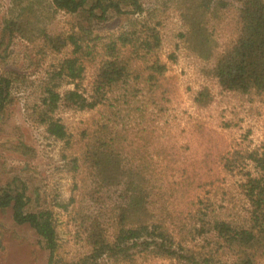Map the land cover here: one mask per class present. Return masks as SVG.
Here are the masks:
<instances>
[{"label": "trees", "instance_id": "obj_1", "mask_svg": "<svg viewBox=\"0 0 264 264\" xmlns=\"http://www.w3.org/2000/svg\"><path fill=\"white\" fill-rule=\"evenodd\" d=\"M166 1L162 6H170L177 14L184 29L179 37L188 52L211 62L202 68L206 80L221 92L264 99V0ZM46 2L53 14L60 11L76 18L68 32L47 29L38 16V0H12L2 21L0 46L4 44L5 51L13 40H24L34 45L39 60L68 50L54 58L30 85L34 90L28 95L33 100L27 106L28 118L50 137L67 141L66 125L56 117L60 108L81 112L104 108L106 113L82 131L85 171L80 176L81 201L77 200L73 222L88 253L75 264L134 262L139 253L180 264H264V145L236 152L223 164L230 172L239 167L245 171L238 184L241 212L231 208L221 214L208 208L173 234L162 216L172 218L170 213L152 209L154 188L148 177L152 157L144 142L151 140L143 135L142 140L132 139L119 118L132 99L143 96L144 104L154 105L159 96L160 101L167 97L161 83L166 65L159 57L160 10L146 9L144 0ZM231 10L235 12L232 29L219 51L215 32ZM110 15L123 18L124 25L116 32L101 34L98 27ZM88 66L94 73L86 91L80 84ZM21 80L16 72L0 70V119L14 101L12 90ZM67 85L73 88L65 89ZM212 100L210 89L204 86L195 93L193 104L203 110ZM29 148L24 143L13 146L23 154ZM71 161L75 173L77 158ZM249 163L252 167L246 169ZM29 204L21 179L13 177L3 183L0 176V213L10 211L16 225L30 227L52 264L57 248L53 210L32 211ZM197 241L201 244H195Z\"/></svg>", "mask_w": 264, "mask_h": 264}, {"label": "rangeland", "instance_id": "obj_2", "mask_svg": "<svg viewBox=\"0 0 264 264\" xmlns=\"http://www.w3.org/2000/svg\"><path fill=\"white\" fill-rule=\"evenodd\" d=\"M38 2V16L50 32L70 30L76 20L74 16L60 11L53 14L46 0ZM162 3L167 1L144 0L146 9L160 10L162 45L159 57L166 65L161 83L167 97L160 101L158 95L154 105L144 104L146 98L143 96L132 99L130 106L124 107L119 124L128 128L136 141L142 140V135L150 138L151 142L146 139L144 142L152 157L151 162L148 159V177L154 188L152 209L170 213L172 218L166 214L162 216L176 234L178 227L188 224L190 219L196 221L195 215L207 212L208 208L221 214L231 208L234 212L242 211L238 184L245 171L239 167L230 172L223 164L236 152L264 145V99L255 94L221 92L206 80L202 68L211 66V62H204L188 52L179 37L184 29L177 14ZM11 7L12 0H0V40L2 21ZM234 14V10L226 14L215 32L219 51L232 29ZM123 25V18L110 15L98 29L106 34L116 32ZM4 48V44L0 46V70L16 72L22 80L12 90L14 101L0 119L1 180L5 183L18 177L24 182L30 210L42 207L53 210L57 248L52 264H75L88 253L73 222L77 200L81 201L80 176L85 171L81 159L82 131L92 126L93 120H102L106 113H103L104 108L84 112L60 108L56 117L66 125L67 141L50 137L43 127L28 118L27 106L32 100L28 95L34 90L30 85L44 74L54 58L66 55L68 50L56 56L49 53L47 58L39 60L37 49L24 40L15 39L5 51ZM93 73L94 68L88 66L80 89L89 90ZM204 86L210 89L213 100L207 108L199 110L193 104V97ZM72 88V85L65 87ZM117 108L122 109L121 106ZM16 143L29 146V153L15 152ZM72 157L77 158V173L72 171ZM251 167L249 163L246 169ZM71 198H74L72 202ZM0 264H48V251L34 231L26 225H16L10 211L0 213ZM99 264L115 263L103 261ZM121 264L180 263L139 253L134 262Z\"/></svg>", "mask_w": 264, "mask_h": 264}]
</instances>
